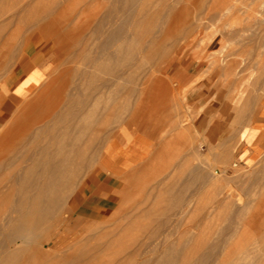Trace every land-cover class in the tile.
I'll list each match as a JSON object with an SVG mask.
<instances>
[{
	"label": "rangeland",
	"instance_id": "obj_1",
	"mask_svg": "<svg viewBox=\"0 0 264 264\" xmlns=\"http://www.w3.org/2000/svg\"><path fill=\"white\" fill-rule=\"evenodd\" d=\"M52 1L0 0V45L7 43L0 54V107L3 89L13 93L15 87L12 96L21 101L0 116V136L9 133L0 142V224L32 181L45 187L31 192L30 205L47 194L48 181H73V190L62 192L65 207L42 215L45 231L17 244L18 263L90 264L94 243L105 236L96 254L115 264H224V252L235 244L231 264H264V151L254 146L257 134L250 128L261 102L264 112V0L138 1L127 19L121 0H58V11L47 20L39 17ZM110 24L128 34L123 32L125 40L115 37L105 51L103 32L112 33L104 31ZM51 53L49 73L46 63L26 74L33 59ZM35 72L37 86L26 88ZM104 80L115 83L104 89ZM84 101V113L68 119ZM131 121L154 127L155 145L141 165L113 178L101 157ZM63 142L72 161L58 174L43 150L50 144L49 155L60 153ZM71 201L75 205L68 208ZM33 211L32 217H40ZM91 228L97 229L87 234ZM140 246L144 254L136 257Z\"/></svg>",
	"mask_w": 264,
	"mask_h": 264
},
{
	"label": "bare ground",
	"instance_id": "obj_2",
	"mask_svg": "<svg viewBox=\"0 0 264 264\" xmlns=\"http://www.w3.org/2000/svg\"><path fill=\"white\" fill-rule=\"evenodd\" d=\"M41 1V0H40ZM42 1H44V2H46V0H42ZM61 1H63V2H66V1H64V0H61ZM61 1H59V2H61ZM71 2L70 3H73L74 1H72V0H70ZM111 1V0H110ZM142 2V3H144L145 1H147V0H121V2H123L124 4H125V9L127 10V11H125V9L123 8V10L125 11H123L121 8L123 7H121L120 8V10H118V8H117V10H118V12H119V14H122V11L124 12L123 14V18L124 19H127V18H130L131 16H133V14H134V12H133V7L135 6V5H137V2ZM53 2H57L56 4H59L58 3V0L56 1V0H54V1H52V4H50V6L45 10V11H43V13L39 16V17H41L42 19L43 18H45V20H47L49 17H51L56 11H58L59 9H60V7L62 6H60V5H56L55 3H53ZM63 2H61V3H63ZM118 2V1H117ZM115 3H116V0H115ZM114 4V3H113ZM112 4V5H113ZM116 4H114V6H115ZM114 6H112V7H114ZM117 6H118V4H117ZM116 6V7H117ZM120 6V5H119ZM112 7L110 8V9H112ZM128 9H127V8ZM109 9V10H110ZM113 10H115V9H112L111 11H113ZM111 11L109 12V14L111 13ZM114 12V11H113ZM113 12L111 13L112 15H113ZM116 12V11H115ZM108 14V13H107ZM107 14H106V16H107ZM110 14V16H112ZM117 14V13H116ZM138 14L140 15L141 13H139L138 12ZM138 14H137V16H138ZM110 16H109V18L108 19H110ZM106 18V17H105ZM112 18V17H111ZM114 18V17H113ZM73 19V18H72ZM108 19L106 20V22L103 20V22L104 23H110V21H108ZM120 20H122V19H120ZM119 20V21H120ZM40 22L41 21H44V20H39ZM70 21H71V19H70ZM69 21V22H70ZM114 21V20H113ZM28 22H30V21H28ZM68 22V23H69ZM76 22V21H75ZM74 22V23H75ZM111 22H112V20H111ZM122 22H123V20H122ZM126 23L128 22V20L127 21H125ZM77 23V22H76ZM78 23H79V21H78ZM108 23V24H109ZM113 24V23H112ZM71 25V24H70ZM76 25V24H75ZM114 25V24H113ZM67 27V26H66ZM75 27V26H74ZM76 27H77V25H76ZM110 27H111V24H110ZM117 27H120V25L119 26H117ZM69 28V27H68ZM73 28V27H72ZM71 28V29H72ZM114 28V27H113ZM122 28V27H121ZM53 29V28H52ZM111 30H104V31H106V33H108L107 31H111L112 33H110L109 34V36L107 35V34H105L104 32H103V34H104V38H103V42L104 43H102L101 44V47L103 48V50H105V51H107V49H109V45L111 44V41L113 40V39H115V37H116V39H118V41H119V39H124L125 38V34L127 33V32H125V27H124V29L122 28V30H124V31H122V30H119V31H114L115 30V28L114 29H112V27L110 28ZM30 30V29H29ZM46 30V29H45ZM48 30H50V29H48ZM55 30V29H54ZM66 30V29H65ZM76 30V29H75ZM114 32H113V31ZM263 30H264V28H263ZM70 31V30H69ZM74 31V30H73ZM73 31H71V32H73ZM77 31V30H76ZM127 31V30H126ZM52 32L54 33V31L52 30ZM51 32V33H52ZM57 32V31H56ZM55 32V33H56ZM59 32V31H58ZM68 32V31H67ZM123 32H125V34L123 33ZM129 32V31H128ZM47 33V32H46ZM53 33H52V36L51 37H54L53 36ZM75 33V32H74ZM123 33V34H122ZM131 33V32H130ZM129 33V34H130ZM12 34H15V32L14 33H12ZM70 34V33H69ZM68 34V35H69ZM76 34V33H75ZM128 34V33H127ZM3 35V34H2ZM59 36V34H56L55 35V37H58ZM105 35H107L108 37L106 38V36ZM123 35H124V37H123ZM46 36V35H45ZM63 36V35H62ZM127 36V35H126ZM130 36V35H129ZM60 37H61V35H60ZM64 37V36H63ZM3 38V37H2ZM1 38V39H2ZM62 38V37H61ZM60 38V39H61ZM105 38H106V41H104L105 40ZM0 39V40H1ZM8 39V38H7ZM10 39V38H9ZM126 39V38H125ZM124 39V40H125ZM43 40V39H42ZM55 40V39H54ZM63 40H64V38H63ZM67 41V40H66ZM126 41H129V37H128V40H126ZM1 42H3V41H1ZM1 42H0V44H1ZM41 42V41H40ZM39 42V43H40ZM56 42H59V41H56ZM56 42H54V44L56 43ZM114 42V41H113ZM115 42H117V41H115ZM114 42V43H115ZM123 41H120L119 43L121 44ZM38 43V42H37ZM113 43V44H114ZM118 43V47H119V49H120V46H122L121 48H123L124 47V45H120ZM124 44H127V45H129V47L131 46L130 44H128V43H126L125 41L123 42ZM122 43V44H123ZM30 44H31V42H30ZM34 44H35V42H34ZM60 44V43H59ZM115 45H117L116 43H115ZM1 46V45H0ZM6 46H7V43H4L3 44V47L1 46V48H0V54H1V52H2V50L3 49H5L6 48ZM100 46V45H99ZM133 47V46H132ZM33 48V47H32ZM102 48H100V49H102ZM131 48V47H130ZM130 48H128V49H130ZM113 50V49H112ZM121 50L122 49H120V52H121ZM132 52H133V50H135V48L132 50V48L130 49ZM130 50H128V51H130ZM109 51V50H108ZM114 51H116L117 53H118V49H116V50H114ZM113 51V52H114ZM124 51H125V49H124ZM127 52L126 51V53H132V52ZM109 52H111V51H109ZM113 52H112V55H113ZM134 52H136V51H134ZM98 53V52H97ZM102 53V52H101ZM116 53V54H117ZM123 52H121V54H122ZM125 53V52H124ZM123 53V54H124ZM121 54H120V56H121ZM111 55V56H112ZM133 55V54H132ZM132 55L131 54H129V55H127V58H126V60L127 59H130V61H132L131 59H132ZM139 55V54H138ZM97 56V55H96ZM115 56H117L118 57V55H115ZM128 56H131V58L129 57L128 58ZM114 57V56H113ZM134 57V56H133ZM142 57V56H141ZM162 57V56H161ZM139 58H140V56H139ZM165 58H167V57H165ZM120 59V58H119ZM169 58H167V60H168ZM118 60V59H117ZM138 60V59H137ZM167 60H166V62H167ZM135 61V60H134ZM139 61V60H138ZM141 61V60H140ZM107 61H105V63H106ZM113 62V61H112ZM111 62V63H112ZM127 62H129L128 60H127ZM126 63V62H125ZM93 64V63H92ZM104 64V63H103ZM102 64V65H103ZM115 64V63H114ZM128 64H130V63H128ZM136 64V63H135ZM106 65V64H105ZM108 65V64H107ZM126 65V64H125ZM124 65V66H125ZM104 66V65H103ZM105 67V66H104ZM106 67H108V66H106ZM95 68V67H94ZM125 68H127V67H125ZM128 68H129V66H128ZM97 71H98V69H97ZM119 71V70H118ZM129 71V70H128ZM228 71V70H227ZM125 72V71H124ZM127 72V71H126ZM113 73V72H112ZM118 74H120V73H118ZM117 74V75H118ZM127 74V73H126ZM125 75V74H124ZM110 76V75H109ZM115 76V75H114ZM113 76V74H112V76H111V78L110 79H112V77H114ZM119 76V75H118ZM229 76V75H228ZM231 76H232V74H231ZM109 79V80H110ZM114 79H115V77H114ZM120 80V79H119ZM39 82V81H38ZM38 82H37V84H38ZM104 89L106 88L107 89V86H108V81H105L104 80ZM113 82L115 83V81L113 80ZM112 80H111V85H109V86H112ZM98 83V82H97ZM37 84H36V86H37ZM118 84V83H117ZM96 85V84H95ZM99 85V84H98ZM114 85V84H113ZM116 85V84H115ZM101 86V85H100ZM103 86V85H102ZM101 86V87H102ZM109 86H108V89H109ZM244 88V87H243ZM1 89V88H0ZM96 89H97V87H96ZM237 89V88H236ZM237 90H239V87H238V89ZM242 90V89H241ZM99 91V90H98ZM101 91V90H100ZM243 91L244 90H242V91H240L239 93H238V95L236 96V102L238 103L239 101H241V99L243 98ZM105 92V91H104ZM237 92L238 91H236V94H237ZM93 93V92H92ZM183 94V93H182ZM231 96V95H230ZM233 96V95H232ZM229 98V97H228ZM233 98H234V96H233ZM230 100V99H229ZM21 102V101H20ZM19 102V103H20ZM33 102V101H32ZM19 103H15V104H19ZM30 103L31 102H29V103H26L25 105H23V106H21V108L19 109V111H21V113H25L26 112V110H28V108H29V105H30ZM71 103V102H70ZM236 103V104H237ZM240 103V102H239ZM15 104H12V105H15ZM233 104V103H232ZM235 104V105H236ZM246 104V103H245ZM68 105V104H67ZM177 105V104H176ZM89 106V103H87V101L85 102H80V108H79V110H78V108H76L77 110H78V112L76 111L75 113L73 112V115L70 117L69 115H68V117L66 116L65 118H66V120L68 121V119H72V118H74V119H77V118H79L80 117V115L82 114V113H84V111L86 110V108ZM188 111V110H187ZM238 111V110H237ZM62 113H64V111L62 112ZM72 113V112H71ZM62 115V117L60 118V120L62 119V120H64L65 118H64V115L63 114H61ZM1 116H2V114H1ZM19 118V117H18ZM68 118V119H67ZM73 119V120H74ZM73 123V122H72ZM125 123V122H124ZM214 124V123H213ZM64 125V124H63ZM70 125V124H69ZM69 125H68V127H69ZM73 124H71L70 125V128L71 127H73L72 126ZM74 125H76V123L74 124ZM75 128V127H74ZM78 128V127H77ZM76 128V129H77ZM73 129V128H72ZM121 130V129H120ZM75 132V131H74ZM6 134H9L7 131H4L3 132V134L0 136V142H2V140L4 139V137H6ZM114 138V137H113ZM77 144V140H74L73 142H71L69 145H70V149H72V150H74L75 149V147L77 146L76 145ZM106 145V144H105ZM50 146V144L48 145V146H46L45 147V149L43 150L44 151V153H45V157H46V164H48V166L51 168V169H53V171L56 173V172H58V174L59 173H61V170H62V168H65V167H63V165H65L66 166V164L68 163V162H70V161H72V157L71 156H65V154H64V151L66 150V147L68 146L67 145V143L66 142H63V145L61 146V148H59L58 149V151H61L60 153H54V154H51V155H49V147ZM62 153V154H61ZM86 155V154H85ZM100 157V156H99ZM84 159V158H83ZM84 161V160H83ZM61 163V164H60ZM68 165V164H67ZM83 170V169H82ZM81 170V171H82ZM86 171V170H85ZM134 171H136L135 169H134ZM75 175H77V173L75 174V173H71V176H75ZM108 175H110V174H108ZM131 175V174H130ZM45 176V175H44ZM105 177V176H104ZM103 177V178H104ZM124 178V177H123ZM134 180V179H133ZM102 181V180H101ZM69 182H70V184H69ZM73 181H71V180H58V179H53L52 181H48V184H47V194H40L39 195V197L37 198V202H35V203H32L31 205H30V202H29V200L31 199V196H32V193L31 192H36V193H38L39 192V190L41 189V188H44L45 186L44 185H42V180H35V181H32V183H31V185H30V187H25L24 189H25V191H26V194L25 195H23L20 199H22V200H20L14 207H13V209L11 210V212L9 213V214H6L5 215V217H3L2 218V223L0 224V230H1V232H0V264H19L18 263V261H17V258H16V251L18 250V247L19 246H17V244L21 241L22 243H25V241H30V240H33V239H35V238H38L39 237V235L40 234H42L44 231H45V229L46 228H42L41 226H40V224L41 223H45L44 222V218H43V216L42 215H45V216H50V215H54V214H56V212H57V210L59 211V209H61V207L62 206H64L65 207V205H63L64 203V198H65V193H67V191L70 189V190H73V189H71V186L70 185H72L71 183H72ZM47 183V182H46ZM127 184V183H126ZM137 184V183H136ZM70 187V188H69ZM80 187V186H79ZM90 187V186H89ZM125 188H127V187H125ZM124 188V189H125ZM89 189V188H88ZM43 190V189H42ZM69 190V192H71ZM123 190V189H122ZM128 190V189H127ZM114 191V190H113ZM45 192V191H44ZM44 192H42V193H44ZM62 192L64 193V194H62ZM73 192V191H72ZM80 192L81 191H78L77 193V195H79L80 194ZM124 192V191H123ZM122 192V193H123ZM120 194V193H119ZM122 195H124V194H122ZM179 196V195H178ZM104 197H105V195H104ZM116 197V196H115ZM126 197V196H125ZM143 197H144V195H143ZM117 198V197H116ZM146 198V197H145ZM113 199H114V196H113V198L112 197H109L108 198V201H113ZM122 199H123V197H122ZM178 199V198H177ZM180 199H182L181 197H180ZM179 199V200H180ZM120 200V199H119ZM119 200H117L118 202H119ZM128 200V199H127ZM182 201V200H181ZM184 201V200H183ZM187 201V200H186ZM185 201V202H186ZM128 202H129V200H128ZM184 202V203H185ZM122 203H123V201H122ZM143 203V202H142ZM178 203H181L180 201L178 202ZM187 203H189V202H187ZM67 204H68V202H67ZM119 204V203H118ZM125 204V203H124ZM127 204V203H126ZM73 205H75V202H70V205H69V207L68 208H72L73 207ZM130 205V204H129ZM132 205H134V204H132ZM181 206V205H180ZM182 207H183V205H182ZM35 209H37V212H39L38 214H41L40 215V217L38 216V217H32V214H33V210H35ZM67 210V209H66ZM70 210V209H69ZM92 210V209H91ZM90 210V211H91ZM136 210V209H135ZM116 211V210H115ZM132 211V210H131ZM60 212V211H59ZM64 212V211H63ZM114 212V211H113ZM136 212H137V210H136ZM18 214V216H14V214ZM64 213H66V211L64 212ZM117 213V215H118V212H116ZM133 213H135V211L133 212ZM132 212L130 213V214H133ZM91 214V213H90ZM114 214H115V212H114ZM129 214V215H130ZM61 215V214H60ZM95 215L96 214H94V213H92V216L91 217H95ZM111 215V214H110ZM62 216V215H61ZM115 216V215H114ZM70 217V216H69ZM131 217H133V216H131ZM135 217V216H134ZM123 218V217H122ZM124 218H127L126 216H124ZM49 219V218H48ZM60 219H61V217H60ZM68 219V218H67ZM70 219V218H69ZM115 219V218H114ZM128 219V218H127ZM57 220V219H56ZM109 220V219H108ZM115 221L116 220H114L113 221V223H115ZM122 222V221H121ZM49 223V222H48ZM55 223V222H54ZM105 223H106V221H105ZM47 224V223H46ZM50 224V223H49ZM98 224V223H97ZM100 224V223H99ZM108 224V223H107ZM95 226V225H94ZM93 226V227H94ZM107 226V225H106ZM106 226H104V227H106ZM52 227V226H51ZM97 227V226H96ZM101 227H102V225H101ZM97 229V228H96ZM96 229H93V228H91V229H89V231H88V233L87 234H90V233H92V232H94V230H96ZM99 229V228H98ZM9 231V233H7L6 235H5V231ZM51 230V229H50ZM102 230V229H101ZM153 232H154V230H152ZM157 231V230H156ZM48 232V231H47ZM46 232V233H47ZM161 232V231H160ZM155 233V232H154ZM49 234H51V231H50V233ZM62 234V233H61ZM156 234V233H155ZM162 234V233H161ZM1 235L2 236H4V238L1 240ZM64 235V233L62 234V236ZM154 235V234H153ZM155 236V235H154ZM87 238V235H86V237L84 238V239H86ZM148 238V237H147ZM149 238H150V236H149ZM148 238V239H149ZM151 238H152V240H154V241H156L157 242V239L155 240V238H153L152 236H151ZM163 238V237H162ZM101 239V240H100ZM164 240H167V239H165V238H163ZM162 239V240H163ZM97 240H100V241H97L96 243H94L95 245H94V247L95 248H97L96 249V251H101L102 250V247H104L105 245H106V241H104L105 240V236L104 237H102V238H99V239H97ZM160 240V239H159ZM67 241V240H66ZM148 241V240H147ZM150 242V241H149ZM156 242H150V243H153V244H155ZM11 243H14L15 244V246H16V248L15 249H11ZM14 244H12V245H14ZM145 244V243H144ZM144 244H142V245H144ZM21 246L23 245V244H20ZM146 245V244H145ZM236 245L237 244H235V247H234V245L232 246V247H229L228 245V247H229V249H227L226 250V252H224V250H223V252H224V254H223V263L224 264H231L232 262H231V259H229V257L232 255V254H234L233 252L236 250V249H238L237 247H236ZM13 248V247H12ZM227 248V247H226ZM254 248H256V249H258L259 248V246L257 245H255V243H254ZM36 250V249H35ZM34 250V251H35ZM42 250H44V249H42ZM38 251V250H37ZM96 251L95 252H93V253H91V255H89V257H92L91 258V261H90V264H115V260L116 259H111V260H108V261H105V260H103V259H100V257H101V254L100 253H98V254H96ZM143 247H141L140 246V249H138V250H136V253H135V255H136V257H141L142 256V253H143ZM40 252H44V251H41L40 250ZM238 252V251H237ZM237 252L235 253V254H237ZM36 253V252H35ZM38 253V252H37ZM48 253V252H47ZM3 254V255H2ZM53 254V253H52ZM144 254V253H143ZM234 254V255H235ZM37 255V254H36ZM40 254L38 253V257H43V255H42V253H41V255L39 256ZM49 255V254H48ZM47 255V256H48ZM247 256H249V253L247 254ZM38 257H35V259L36 258H38ZM211 258H212V256H211V254H209V255H207V256H205V258L203 259V262L204 263H208L210 260H211ZM48 259V258H47ZM46 259V260H47ZM38 260H40L41 261V259L39 258V259H37V261ZM49 260V259H48ZM36 262V261H35ZM39 262V261H38ZM237 263V262H236ZM36 264V263H35ZM38 264H41V263H38ZM239 264V263H238Z\"/></svg>",
	"mask_w": 264,
	"mask_h": 264
},
{
	"label": "crops",
	"instance_id": "obj_3",
	"mask_svg": "<svg viewBox=\"0 0 264 264\" xmlns=\"http://www.w3.org/2000/svg\"><path fill=\"white\" fill-rule=\"evenodd\" d=\"M54 53L46 55L41 60L33 59L29 65L28 72H30L35 67H42L43 64L49 63V68L47 72L49 73ZM180 72V73H179ZM178 77L184 79L186 75L178 69ZM26 74L21 78V80L26 76ZM33 74V73H32ZM20 80V81H21ZM19 81V82H20ZM39 81V74L35 72L26 81V88L36 86ZM18 84V83H17ZM13 93L3 89L4 101L0 107L1 114H6L10 105L19 103L13 98V94L16 93V88L14 87ZM21 93H27L26 90H22ZM135 120V119H134ZM126 128V133H122L120 130L115 133V138L113 144L108 151L103 152L101 157L102 168L110 174L109 176L113 178H119L130 172V170L136 166L141 165L147 158L152 154L155 137H154V127H151L147 123H140L131 121L124 125ZM250 128L256 132L257 139L254 141V146L261 148L264 151V112L262 110V102L258 108L257 113L251 119ZM242 146L243 155L242 158L245 160V147L244 142L239 141Z\"/></svg>",
	"mask_w": 264,
	"mask_h": 264
}]
</instances>
